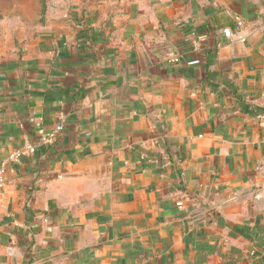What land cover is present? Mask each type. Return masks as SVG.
Instances as JSON below:
<instances>
[{
    "label": "crops",
    "instance_id": "obj_1",
    "mask_svg": "<svg viewBox=\"0 0 264 264\" xmlns=\"http://www.w3.org/2000/svg\"><path fill=\"white\" fill-rule=\"evenodd\" d=\"M263 112L264 0H0V264H264Z\"/></svg>",
    "mask_w": 264,
    "mask_h": 264
},
{
    "label": "built area",
    "instance_id": "obj_2",
    "mask_svg": "<svg viewBox=\"0 0 264 264\" xmlns=\"http://www.w3.org/2000/svg\"><path fill=\"white\" fill-rule=\"evenodd\" d=\"M223 33L225 34V36H230L231 31L229 28H224ZM174 61H177V58H174ZM260 117H261V119H264V114H262ZM61 129H62V125L58 124L55 127L54 131L51 134H49L48 139H53L55 134L58 133L59 131H61ZM27 151H33V147L27 146L26 149L14 151L13 153H11L9 155L8 161L9 162H17L20 159L21 155ZM6 180H7L6 164H1L0 165V190L5 185ZM177 205L180 206L181 202H178Z\"/></svg>",
    "mask_w": 264,
    "mask_h": 264
},
{
    "label": "trees",
    "instance_id": "obj_3",
    "mask_svg": "<svg viewBox=\"0 0 264 264\" xmlns=\"http://www.w3.org/2000/svg\"><path fill=\"white\" fill-rule=\"evenodd\" d=\"M264 113V112H263Z\"/></svg>",
    "mask_w": 264,
    "mask_h": 264
}]
</instances>
